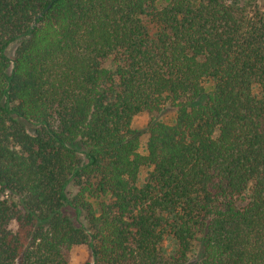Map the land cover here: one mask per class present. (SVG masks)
Listing matches in <instances>:
<instances>
[{
	"label": "trees",
	"instance_id": "obj_1",
	"mask_svg": "<svg viewBox=\"0 0 264 264\" xmlns=\"http://www.w3.org/2000/svg\"><path fill=\"white\" fill-rule=\"evenodd\" d=\"M257 1L0 0V264H264Z\"/></svg>",
	"mask_w": 264,
	"mask_h": 264
},
{
	"label": "rangeland",
	"instance_id": "obj_2",
	"mask_svg": "<svg viewBox=\"0 0 264 264\" xmlns=\"http://www.w3.org/2000/svg\"><path fill=\"white\" fill-rule=\"evenodd\" d=\"M258 5L260 6L261 9H264V0H259L257 1ZM15 45H11L8 49H7V56L9 58H12L13 57V52H14V49H15ZM104 66L108 69H112V65L110 63V61H107L104 63ZM171 113H166L165 115L163 116H160V117H156L155 119L159 120H168L171 118ZM154 118L152 115H149V114H146V113H143V114H140V115H137L136 117H134V119L132 120V128L137 130V131H143L146 126H147V123L150 121V119ZM145 141H146V136L145 135H141L140 137V152L143 153V148H144V144H145ZM10 229L12 231H15L16 230V225L15 223H11L10 224ZM165 247V250H170L171 247L168 246V243H165L164 245ZM86 262H90L91 263V258H90V254L88 252V250L83 247V246H78V247H75L71 250L70 252V257H69V264H85Z\"/></svg>",
	"mask_w": 264,
	"mask_h": 264
}]
</instances>
